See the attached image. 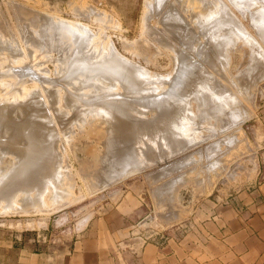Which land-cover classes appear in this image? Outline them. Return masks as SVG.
Listing matches in <instances>:
<instances>
[{
	"label": "rangeland",
	"instance_id": "374dc122",
	"mask_svg": "<svg viewBox=\"0 0 264 264\" xmlns=\"http://www.w3.org/2000/svg\"><path fill=\"white\" fill-rule=\"evenodd\" d=\"M149 1L151 3V1H153V0H147V1L146 0H0V45H2V46H0V47H2V48H0V50L5 51V52L2 51L3 54L1 53L0 57L4 56V55L8 56V57H6V59L8 61L4 60L2 58L0 59L1 61L4 60L5 62H7V63H5L3 68L0 69V84L3 85L4 80H5L4 84L9 81L7 84H5V86L10 84V82L12 83L7 87L3 86L4 89L0 87L2 89V90L0 89V93H2V97H0V103H1V101H3V102L5 101L4 103H15V101L17 100V97H15V99L12 97V95L15 93V91H17L19 93L18 95H20V93L23 94V92L26 90L31 91L30 93H33L32 91H34V92L39 93L40 102L43 104V107L47 112L50 109L52 112H55L56 111L55 109H58V111L60 113L59 116L61 118H68V120L70 119L69 121H71L70 127H68L67 133L65 134L66 136H64L66 139V140H63L64 144L62 142L63 138H61L63 136V134L62 135L60 134L61 131L60 132L58 131V133H57L58 137L61 136V137H59L60 138V141H59L60 144L59 145L61 147L58 149V152H60V156H61L60 158L62 160L61 161V167L63 164V166L65 168L64 167H62V168L67 171L65 174V178L61 182L62 184L61 183L59 184V185H61V187H60L61 189L58 188V192L59 193L61 192L60 194H62V195L64 194V196H63L64 199L62 198L61 200L54 202L50 197L51 195H48L49 192H46L45 193L46 195L45 194L43 195V200L45 201L44 204L46 203L45 205H47L46 208H45V205L41 206V207H43V209L39 208V207L36 208V206L35 207L33 206V208L30 210L29 208H31V207L29 206L27 208L25 203H23V201H25V200L22 201V199L26 198L23 195L26 196V194H25V191L21 190V188L22 187L25 188V185L27 184V182L32 181V179H34V178H31L29 175L30 174L29 168H31L30 164H27L28 167H27V165L24 167L23 166L18 167V165H16V164L14 165V163L11 160L9 161V158L6 156V154H3L4 156L2 154H0V167H1L0 168V176H2L4 173L6 174L8 172V170L14 172V170L16 169L15 170L16 172H14V173L8 172V174H6L7 176L10 175V178L7 180V181H9L8 182L9 185H7V181L3 185V186H5V188L3 189V192L5 191L4 192L5 194L2 192V190L0 188V190H1L0 194L2 195V193H3L2 197L1 196L0 197L3 198L4 195L8 197L12 194L10 192H12L13 189L17 190L20 188V192L18 191V193H16L17 195H15V198H14L15 203L12 205L13 209H12V207H10L8 209L6 208L7 209L6 210L5 208L0 206V210H2L1 208L4 209V210L0 211V264H22V260L24 257L32 256L34 254L41 255L44 252L49 253L50 248H53V249L57 248L58 246H54V245H57L58 243H60L59 241H62L65 239H81V238H89V237H103V230H105L107 227L106 216L108 215V213L110 211H113L115 207H118V206L124 205V204L125 205L130 204V206H132V207L137 206V209L138 208H139L138 210L143 209L144 213H146V212L150 213L151 212L155 217L154 221L157 223L156 227H153V226H151V224L148 223L150 225V227H152L153 229H164L165 227H170L171 225H173L175 223L185 221L187 218V213H188L189 209H191L193 206H197L198 202L200 200H202L203 197H207V195H209V194L213 195V193H217V194L221 193V195H224V193L230 192L234 189H238L243 184H245V182L249 183L256 176V174L258 172V167H259V158L264 157V156L260 157L259 152H258V151H261V152L263 151L262 145L264 144V139L262 138V133H263L262 130L264 129V77L260 75L259 80H256L255 85L251 86L252 92H250L249 96L242 92V86L247 87L248 83H249L248 81H250L249 78L250 77L257 78L256 75L258 76V74L260 72H261L260 74L264 73L263 72L264 68L259 69V68H255L253 66H250L249 65V58H250L249 48L246 45H244L243 43H241V41H237L235 43V46L232 47L228 51V56L230 54L228 64L225 67L219 68L218 70H216L215 74H214L215 77L217 76L216 81L221 82L222 85L226 89L228 88L226 91L237 90L238 93H240L239 94V98H240L239 102H236V105L234 104V107H236V109L239 111V113H238L235 110V113L237 115L236 119H233L232 117L230 118V116H229L230 110H232L231 107H227L226 111L224 110L223 114H225V112L227 114V112L229 111L228 116L226 114L225 115H219V116H216V115L212 116L213 113L211 111H208V110L202 111L201 108L197 105V103L193 102L194 107L192 105V113L195 116H197L196 114L199 113L198 116L200 115L202 120L204 119L203 120V121H205L204 123L209 124V122H210L209 125H211L212 127L214 126V128L217 126L213 131H210L207 133L205 132L194 143H192V145L189 144L185 147L184 146L179 147V149L175 150L176 153L172 152L170 150H165L167 154H164L165 151L162 153L161 150L163 149V147L160 146L159 143H157L154 150H152L154 155H153V153H151L152 152L151 150L149 151L151 154L148 152V150H146L147 154H149L151 156L152 160H151L150 156L147 157V154H146V157H145L146 162H144L143 165L141 164L140 168L136 172L134 171L133 173H130V175H128L124 178L123 177L118 178L116 181L108 184L107 186L102 185L101 180L103 179V177H101V176L103 175V171H104L103 169L105 166V164H103V163H105L106 160L108 161L109 158H111L112 155H114V153L118 149L117 148L118 146H116L117 144L115 142H112L115 138L114 133L112 131H109L110 129L107 128L108 126L106 127L103 124V119L98 114L95 115V111H92V112H90V114H88V115L85 114V116H83L82 119H85L86 120L85 122L77 120V124H76L75 122H73L74 118L72 117V114H73L72 110H69V108H63V111H62L61 106H63L64 103L69 102L70 99L75 100L78 96L79 97L76 99V101L78 102V106H83V105L88 106L89 103H93V101L95 100V97L97 98V96L94 94L98 93V91L96 90V92H94V89L91 86L89 87V85H88V84H90V85L92 84L91 79L88 78L89 80L82 82V83H87V86H86V84H83L81 86V83H78L77 82L78 80L76 81V80H74V78L76 79L75 76L79 75V74H77L78 72H81V74H83V72H84V74L87 77L91 76L92 73L90 71H92L94 68L93 67L94 64H92V63H94L93 60L96 57H97V59L99 57V60L103 57L101 59V62L98 61L97 59H96L97 61L94 60L95 63H98V64L100 63L99 66H103V67H105L106 64L108 65L110 63V62H108V60L111 62L113 61L112 58L114 59V56L110 55L111 58L109 57L110 58L109 59V58H106L109 56V54H106L105 56H104V54H102V52L106 49V47L104 48V46H105V43H107V42H108L107 44H109V45H111V42L113 43V46L116 48L118 54H120L121 57L123 56V58H126L132 65L134 63L133 67L139 68L142 72H143L144 68H146L144 70L146 72H143L145 75L140 76L141 78H139L141 80L146 79L145 81H143V85L148 86V87L151 84L152 85L150 87L160 86V83H158V82H161V79L167 73H169L172 70V68L170 67L171 64H169L170 62H169L167 55L165 53L161 52L162 50L160 48L157 49V47H158L157 43L158 42H157V40L155 41V39H157L156 37L160 34V32H163V30H160L159 28H161L160 25H163V23H164V21H163L164 17H167V16L174 17V20L177 21L175 18L178 17L177 13L179 11L177 9L178 7H175V6H179V5L174 4V7L169 6V8H171V7H173V8L167 9V11H163L164 12V16H163V14H162L163 12H158V13L154 12L153 13V6H154V4L158 5V3L159 4L164 3V6H166V5H168V3L166 1L164 2L163 0L162 1L157 0V3H155L154 2L155 0H154L150 4L151 5V7H150L148 5L149 3H147ZM191 1H192V5H190ZM207 1L208 0H189V1L184 0V2L182 1L183 5H181L179 7V9L181 10L183 7H187L189 5V6H191V8L188 6L187 7L188 9L186 8V11L184 10L185 8H183L182 12L185 11V13H187V12L190 13L194 10L196 11V9H194V6H195V8H197V11H198V8L199 7L202 8L205 5V3H207ZM211 1H214V0H210L209 2H211ZM223 1L227 3L229 10L232 11V13L235 16L240 18L243 25L246 26L248 31L251 32L252 34H254L255 33L254 30L252 29L251 26H249L250 21L248 18V14H245L244 17H242L240 14V11H238L233 5H230L231 3L228 0H223ZM188 2H190V3H188ZM197 2H198V4H197ZM187 3H188V5H187ZM193 3H195L196 5H194ZM147 5H148V7H150V9L151 8L152 9L150 10L147 7ZM184 5H186V6H184ZM229 5H230V7H229ZM189 8L192 10H190ZM168 11L170 12V14L169 13L166 14V12H168ZM182 12L178 13L179 16L183 14ZM143 13H145V14H143ZM150 13H151V15H153V18H151L152 16L150 15ZM172 13L174 16L172 15ZM174 13H176L177 16ZM146 14L149 15L148 17H150L151 19L150 18L147 19V17L145 18L144 15L147 16ZM156 14H157V16L159 14L162 15L163 19L160 16L157 17ZM184 14L182 16H184ZM188 15L189 14H187L185 16L187 17ZM56 18L57 19L59 18V20L61 21V22H59L60 27L57 26L58 23H56V22H58V20ZM157 18L158 19L161 18V19L158 20ZM43 19H44V21H43ZM48 19H49V21H48ZM55 19L57 21H55ZM155 19H157V20H155ZM50 20H52V21H50ZM63 20L65 22H68V23H65L66 25L63 24L64 23ZM143 20H144L145 26L143 25ZM46 21H47V23H46ZM145 21L147 23H145ZM148 21L149 22L152 21V22L149 23ZM42 22L44 24H42ZM72 22H75V23L77 22L76 24H74V26L76 25V28L73 27ZM80 23H81L82 27L80 26ZM52 24H53V26H52ZM151 24H152V26H151ZM156 24H158V25L156 26ZM62 25L65 27L63 28ZM42 26L43 27L45 26V27L43 28ZM77 26H78V28H77ZM39 27H41L42 29L41 28L39 29ZM52 27L54 30H52ZM150 27L152 28V30L154 29V31L158 30L157 33H156V31L155 32L152 31L153 34H151V33L149 34V32H151V31H149V30H151ZM23 29H24V31H23ZM55 29H56V31H55ZM70 29H72V30H70ZM40 30H41V32H40ZM87 30H89V31L85 32ZM37 32H39V33H37ZM79 32H80V34H79ZM27 33L29 36H26ZM50 33L51 34L54 33V34L51 35ZM87 33H92V36H90L91 34L88 35ZM41 34H43V35H41ZM85 34H87V35H85ZM156 34H158V35H156ZM56 35H57V39H55V40L56 41L58 40V42H55V40H53L54 38H56ZM97 35H99V36L97 37ZM24 36H25V38H24ZM81 36H83V37H81ZM41 37H43V38H41ZM84 37L86 38V40ZM87 37L89 40L87 39ZM150 37H151V39H150ZM34 38H36V39H34ZM64 38H66L67 41ZM72 38H73V42H72ZM109 38H110V40H109ZM152 39H154V40L152 41ZM63 40H65V41H63ZM33 41H34V43H33ZM37 41H39L41 43H39ZM49 41L51 44L48 43ZM68 41H70V42H68ZM77 41H78V43H80L78 46L76 45ZM94 41L96 44L94 43ZM99 41H101L100 46H99V43H100ZM54 42H55V44H54ZM15 43H17V45ZM65 43L71 44V45H67ZM4 44H6L7 46ZM28 44H30V45H28ZM46 44L48 47L46 46ZM81 44H82V46H81ZM19 45H20V47H19ZM83 45L87 46V47H84ZM4 46H5V48H4ZM16 46H17V48H16ZM67 46L68 47L70 46V47L68 48ZM95 46L97 48L100 47V49H97ZM62 47L64 49L67 48V49H65V51L67 50V52H65L62 49ZM27 48H28V50H27ZM77 48H79V50H77ZM93 48L95 49L94 52H93ZM29 49H30L31 53H30ZM49 49H50V52H49ZM159 49H160V51H157ZM71 50H73L72 54L75 50V52L73 54V56L75 55L74 57L72 56V54L69 53V52H71ZM8 51L10 53H8ZM14 51H17L18 54H17V52L15 53ZM21 51H23V52H21ZM27 51H29V52H27ZM37 51H38V53H37ZM58 51H60L61 55L64 56L63 58H60L62 56L57 58V56H59V54H60ZM76 51H80L81 53H83V51L84 52L87 51V54L85 53L84 56L79 55L80 56L79 57L77 55L79 52L76 53ZM13 52H14L15 56L12 55ZM42 52H44V53H42ZM47 52H49V53H47ZM89 52L93 53L92 54L93 57L91 56V53H89ZM28 53L30 54L29 55L30 58L27 57ZM88 53L90 55H88ZM96 54H98V56ZM9 55L10 56L12 55V56L10 57ZM16 56H18V58ZM71 56L73 57V59ZM76 56H77V58L75 59ZM67 57L68 58L70 57L68 60L71 59L69 61V63L67 62L68 61ZM84 57H86V58H84ZM9 58H10V62H9ZM45 58H47L48 60L47 59L45 60ZM80 58H82L84 60H82ZM16 59L17 60L20 59L21 61L18 60V62H17ZM26 59H28V60H26ZM42 59H44V60H42ZM77 59H79L80 62ZM88 59L90 60L89 64L86 63V62H88ZM24 60H26L25 63L29 64V66L28 65L25 66L26 64H24V62H23ZM61 60L65 64L63 62H62L63 63L62 64ZM75 60H77L78 62L76 63ZM106 60H107V62H105ZM27 61H29L30 63L29 62L27 63ZM34 61L38 62L39 64H37ZM91 61H92V63H90ZM15 62L17 63V66H15L16 65ZM83 62L85 64H88L90 67L89 66L85 67V64ZM8 63H9V65H8ZM13 63L15 65H13ZM34 63L36 64V66L38 65L36 67L38 70L40 69V66L42 69V65L44 64L43 69L42 70L40 69L38 71L35 68ZM56 63L59 64L58 67H57ZM74 63H75V65H74ZM11 64H12V66H14L13 67L14 69L12 68ZM18 64H21V66ZM60 64H62V67ZM22 65H24V66H22ZM68 65H69V67H68ZM71 65H72L74 71L77 69L75 72L72 71L73 69H72ZM140 66L142 67V69ZM45 67L47 68V72L45 71L46 70ZM91 67H93V68H91ZM112 67H113V64H112ZM250 67H251V69H250ZM63 68H64V70H63L64 75H63V72L61 70ZM68 68L69 69L71 68L72 70H69ZM79 68H82V70H80ZM127 68L124 69L125 75L124 74L122 75L117 70L114 71V70L109 69L111 74H108V76L114 82L113 84L116 85V88L110 89V93L112 94V92H113L114 95L113 94L112 95L109 94V95H110V97H113L114 99L117 97L118 101L119 100L121 101V99L124 101L130 97H131V99H134V97L136 95L139 96L141 94L139 92L138 93L137 92H133V93L130 92L129 93V92L124 91L123 88H120L123 86V84H126V83L128 84L127 79H129V81H130L133 77H136L134 75V72H136V70L131 69V71H130V69L128 68V70H127ZM42 71H43V73H42ZM70 71H72L73 74H69V73H72ZM88 72H90V73H88ZM147 72H149V73L147 74ZM39 73L40 74L42 73V74L40 75ZM252 73H254V74H252ZM84 74L82 76L85 77ZM126 74H128V75L130 74V76H128ZM67 75H69V78H67L68 77ZM46 76H47V78H46ZM70 76L74 77V78L72 77L74 80L73 82L74 83L77 82L76 84H74L73 82L72 83L70 82V81H72L71 80L72 78H70ZM117 76H120V77H117ZM142 77H145V78H142ZM151 77H153V79ZM244 77H245V79H244ZM260 78H263V79L260 80ZM6 79H7V81H6ZM69 79H70V81H66V82L71 83V87H73V89L70 87V84L64 83V80H69ZM122 79H123L124 83L122 82ZM118 81L120 82V84ZM244 81H245V83H244ZM42 82H43V84H42ZM54 82H56V83H54ZM144 82H145V84H144ZM20 83H22V84H20ZM234 83H235V85H234ZM49 84H51V86ZM65 84L66 85L68 84V87ZM75 85H77L76 88H75ZM47 86L48 87L50 86V88H48ZM78 86H79V88H78ZM162 86H163L162 89H164V87H166L167 84L163 83ZM23 87H24V89H23ZM46 87L48 89L45 91ZM150 87H149V89H151ZM51 88H53V89H51ZM63 88H65V90ZM69 88H71V89L69 90ZM230 88L233 90H231ZM121 89H123V91H124L123 94H122ZM162 89H154V87H153L152 90L144 91V92H149L152 95H155L156 93H159ZM22 90H24V91H22ZM40 90H42V91L44 90V91L40 92ZM74 90H77V91H74ZM117 91H119V92H117ZM12 92H14V93H12ZM47 92H49V93H47ZM78 92H79V94L80 93H82L83 95L85 94L84 97L82 94L77 95ZM3 93H5V94H3ZM9 93L12 94V95H10V98H9ZM50 93H52L53 95L56 94L55 96L58 99V101H57V99H55L56 100L55 105H52L51 102H49L50 96H48V95H52ZM75 94H76V96L74 97ZM115 94H117V95H115ZM134 94H135V96H134ZM86 95L89 97H87ZM71 96H73L74 98ZM41 97H43V99ZM44 97L46 100H48V102L44 99ZM66 97H68L69 99ZM98 97L99 98H97V99H102V97H105V96L101 95ZM4 98H6V99H4ZM60 98L62 99L61 101H60ZM10 99H11V101H10ZM12 99L14 101H12ZM20 99L21 98H18V100L16 102H20ZM66 99H68V101ZM135 99H137V97ZM26 100L27 99H24L23 102ZM242 103H244L246 105V107H244L245 105L243 106ZM1 104H3V103H1ZM47 104H49V105L47 106ZM135 106H137L138 108H141L142 110H145V107H143V106H139V105H135ZM54 107H58V108H54ZM246 108H248V109L246 110ZM61 112H63V113H61ZM137 112L138 111L132 112V114L134 115ZM201 112L202 113L204 112V114L202 115ZM209 112H211V115ZM149 113L146 114L144 112H139L134 116V119L142 122L144 119H146L148 117L149 118L152 117L151 116L152 114L151 113L149 114ZM207 113H208V115H207ZM244 114H245V116H244ZM61 115H63V116H61ZM238 115L240 116V118L238 117ZM126 116L128 118L130 117V115H126ZM246 116H247V118H246ZM88 117H90V118H88ZM137 118H139V119H137ZM214 118H216V119H214ZM229 120H230V122L232 120L233 124H232V122L230 123ZM55 122L56 121H53L54 126L56 127L57 122H56V124H55ZM219 123H220V126H219ZM221 124H223V126ZM224 124H225V126H224ZM74 125H77V126H74ZM238 125L240 126L239 128H238ZM105 127H106V130H105ZM221 127H223V128H221ZM220 129H222V130H220ZM69 131H71V132H69ZM216 131H217V133H216ZM208 133L210 135H207ZM212 133H214V134H212ZM231 134H233V135H231ZM225 135H226V137H223ZM106 136H108V137L106 138ZM234 136H235V138H234ZM220 137H221V139H220ZM228 138H229V141L231 140L230 143H228L229 142ZM233 138H234V140H232ZM235 139H238V140H235ZM220 140L222 143L220 142ZM213 144H215V145H213ZM218 144H220V145H218ZM215 146H216V148H215ZM217 146L219 149L217 148ZM141 147H143V145H141ZM213 147L216 150H214ZM60 149H61V151H60ZM155 149L157 152L155 151ZM169 151L172 152L174 155L171 154ZM209 151L211 152V154H213V152L214 153L216 152V153L213 154L214 156L213 155L210 156ZM61 152H62V154H61ZM168 152H169V154H168ZM156 153H157V155H156ZM35 155H36V152H35ZM41 155L42 154L37 153V155L34 156L33 159L36 162H38L39 158H41ZM160 155L162 156V158L160 157ZM163 155L164 156L166 155V156L164 157ZM207 155L210 156V157L208 156L209 159H208ZM220 155H222V156H220ZM152 156L153 157L156 156L155 159ZM157 156H159L160 158ZM35 157H37V158H35ZM63 158H64V161H63ZM156 158L158 159V161ZM219 158L220 159L222 158L221 161L219 160ZM153 159H154V162H153ZM189 160H190V162H189ZM147 161H149V162H147ZM215 161L216 162L218 161V163H215V164L213 163L214 165L212 166L211 163L215 162ZM224 162H226V163L223 164ZM209 163L211 164V165H208L209 170L212 169V167H218L221 165L220 169H222V170L219 171V173L220 172L221 173L220 174L218 173L219 175L216 176L218 178L214 177V178H212V180H209V177H207L209 175L208 174L209 170L205 169V167L207 168L208 167L207 164H209ZM219 163H221V164L219 165ZM2 164H3V166H2ZM124 164L126 165V163H124ZM124 164H123V166H124ZM10 165L13 167H11ZM210 166H212V167H210ZM10 167H11V169H10ZM18 168H20V169H18ZM24 168H26V169H24ZM27 168H28V171H27ZM168 169H170V170H168ZM96 170H98V171H96ZM194 170H195V172H194ZM165 171H167V172H165ZM205 172H206V174H205ZM196 173H198V174L195 176ZM20 174H21V176H20ZM14 175H15V177H14ZM27 176H29V178ZM180 176L183 177V179L185 177L184 182H183L182 178L178 182ZM198 176H200V177H198ZM193 177H195V178H193ZM201 177H203V179ZM15 178H17V179H15ZM27 178L30 180H28ZM172 178H173V181H171V183H170V180H172ZM199 178H200V180H198ZM206 178H208V181ZM26 179H27V181H26ZM11 180L12 181L14 180L13 183ZM205 180L211 184L207 183L208 184L207 185ZM19 181H20V183H19ZM21 182H23V184ZM169 183L173 187V189L171 186H170L171 188L169 187ZM173 184L174 185L178 184V185L174 186ZM10 185L12 186L11 188H10ZM13 185H14V187L15 186L16 187L14 188ZM3 186H2V188H3ZM17 187H19V188H17ZM62 187H64V188H62ZM165 187H167V188H165ZM6 188H9V189H6ZM64 189H66L67 191L66 190L64 191ZM163 191H165V192H163ZM19 193H21V194L19 195ZM19 198H20V200H18ZM49 199H50V202L52 201L53 203L52 202L49 203ZM2 201L3 200H1L0 203H2ZM20 201L23 203L24 206L22 205V203L21 204L19 203ZM60 201H62V202H60ZM49 204H51L49 206L50 208L48 207ZM18 205L20 207H25V208L24 209L20 208L21 210H19ZM15 207L18 210H16ZM39 209H41V210H39ZM140 220L141 219H139V221Z\"/></svg>",
	"mask_w": 264,
	"mask_h": 264
},
{
	"label": "bare ground",
	"instance_id": "6f19581e",
	"mask_svg": "<svg viewBox=\"0 0 264 264\" xmlns=\"http://www.w3.org/2000/svg\"><path fill=\"white\" fill-rule=\"evenodd\" d=\"M153 1H151V3ZM163 1L164 2L166 1L168 3V5L164 6V3H162V4H159L158 3V5H155L154 4V6H153V13L154 12L155 13L163 12V11H167V9H172L174 7V4L175 5H179V6H175V7H178L177 9H178L179 12L178 11L177 12L180 13V12H182L183 8H185L184 10L186 11V8L189 6L188 3H190V2L187 3V5H188L187 7H183L182 6L183 8L180 10L179 7L181 5H183L182 1L184 2V0H163ZM209 1L210 0H208L207 3ZM228 1L231 3L230 5H233L238 11H240V14H241L242 17H244L245 14H248V18H249V21H250L249 26H251L252 29L254 30V32H255L254 34H252L251 32L248 31V29L246 28V26L243 25V23L240 20V18L237 17V16H235L232 13V11L229 10L227 3L224 2L223 0H214V1L209 2L208 4L205 3V5L202 8H200V7H199L200 9L198 8V11H197V8H195V6H194L196 4L193 3L194 4L193 5L194 6V9H196V11L195 10L192 11V12L189 11L190 13H188V12L185 13V11L182 12L183 14L185 13L184 16L187 15V14H189L190 15V16L188 15L189 17L188 16L187 17L186 16L185 17L182 16L183 15L182 13H181L182 15L179 16V14L177 13L178 17L175 18L177 21L174 20V17L167 16V17H164V19H163L162 18V15H160V14L158 15V16H160L163 19L164 23H163V25H160L161 28H159L160 30H163V32H160V34H159L160 36L158 34H156V35L159 36V37L157 36L156 37L157 39H155V41L157 40V42H158L157 43V45H158L157 49L160 48L162 50L161 52H163V53H165L167 55V57L169 59V62H170L169 64H171L170 67L172 68V70L169 73H167L165 76L163 75L164 77L161 79V82H158V83H160V86H157V87L153 86L154 89H162L163 88L162 84L163 83L167 84V86L164 87V89H162L159 93H156L155 95H152L149 92H144V91L152 90L153 87H150L152 84L149 86L151 89H149L148 86L143 85V81H145L146 79L145 80L139 79V78H141L140 76L145 75L143 72H146V71H144L146 68L143 67L144 70L142 72L139 68L133 67L134 63L132 65L126 58H123V56L121 57L120 54H118L116 48L113 46V43L111 41H110L111 42V45L107 44L108 42L105 43L104 48L106 47V49L104 51L102 50L104 52V53L102 52V54H104V56L106 54H109V56L106 57V58H109V57L111 58V56H114V59L112 58V60H113L112 62L107 59L108 62L111 63V64L109 63L110 65L109 64L108 65L106 64L105 67L99 66L100 63L99 64L98 63H95V61L98 60V61L101 62V59L103 57L101 56L102 58L100 60H99V57H98V59L96 57L94 59L95 61L93 60L94 63H92V61L90 62V63L94 64L93 65L94 68L91 67V68H93V70L90 71L92 73L91 76L87 77L84 74L83 71L82 72L85 75V77L82 76L83 74H81V72H78L77 73L79 75H76L75 76L76 79L73 77L75 74L72 76L74 78V80H76V81L78 80L77 82L78 83H81V86L83 84H86V86H87V83H82V82H85V81L91 79L92 80V82H91L92 84L91 85L88 84L89 87L91 86L94 89V92H96V90L98 91V93H96L94 95H96L97 98H99L98 96H101V95L102 96H105V97H102V99H97L95 97V100L93 101V103H89L88 102L89 103L88 106H84V105L83 106H78V102L76 101V99L79 96L75 100L74 99H72V100L70 99L69 102H66V103L63 104V106H61L62 107V111H63V108H69V110H72V112H73L72 117L74 118V121L73 122H75L76 124H77V120L78 121L85 122L86 120L85 119H82L83 116H85V114L86 115L90 114V112H92V111H95V115L98 114L103 119V124L106 127L108 126L107 128L110 129L109 131H112L114 133V135H115L114 137L115 138H114V140L112 142H115L117 144L116 146H118L117 147L118 149L116 150V152L114 153V155H112V157L109 158L108 161L106 160V162L104 161L105 163H103V164H105L104 169H103L104 170L103 171V175L101 176V177H103V179L101 178L102 179L101 180V183H102L103 186H105V185L107 186L108 184L116 181L118 178H121V177L124 178V177L130 175V173H133L134 171L136 172L140 168L141 164L143 165V163L146 162L145 161L146 160L145 157H146V154H147V151L146 150H148V152L150 150L151 151L154 150V148L157 145V143H159V145L163 147V149L161 150L162 153L165 150H170L172 152H175V150L176 149H179V147H182V146L185 147V146H187L189 144L192 145V143H194L205 132L207 133V132L213 131L217 126L214 128V126L212 127L211 125H209L210 122H209V124L204 123L205 122V121H203L204 119L202 120V118L200 117V115L198 116L199 113L196 114L197 116H195L192 113V105L194 107L193 102L197 103V105L201 108L202 111H206V110L211 111L213 113L212 116L213 115H216V116L225 115L226 112H225V114H223L224 113V110L226 111V108L227 107H231L232 110H230V115L228 114L229 111L227 112L226 115L227 116L229 115L230 118L232 117L233 119H236V116L237 115L235 113V110L238 113H239V111L236 109V107H234V104L236 105V102H239V99H240L239 98V94L240 93H238L237 90H233L231 88L230 89L233 90V91H230V90L229 91H226L228 88L226 89L222 85L221 82L216 81L217 76L215 77L214 74H215V71L216 70H218L219 68H223V67H225L228 64V62H229V56H230V54L228 56V51L232 47L235 46V43L237 41H241V43H243L244 45H246L249 48V50H250V54H249V56H250V58H249V65L250 66H253L255 68H259V69L260 68H264V0H228ZM154 2L157 3V0H155ZM147 3H149L148 5L151 7L150 1L147 2ZM197 4H198V2H197ZM148 5H147V7H148ZM190 5H192V1H191V4ZM230 5H229V7H230ZM169 6H173V7L169 8ZM184 6H186V5H184ZM150 7H148V8L150 9ZM189 7L191 8V6H189ZM190 10H192V9H190ZM169 11L166 12V14L167 13L170 14ZM145 13H143V14H145ZM162 14L164 16V12ZM174 14L176 15V13H174ZM150 15H151V13H150ZM172 15H173V13H172ZM148 16L149 15H147V16L144 15V17L145 18L147 17V19L150 18ZM151 16H152L151 18H153V15H151ZM156 16H157V14H156ZM161 18H159V19H161ZM56 19H55V21L58 20V22H56V23H58L57 26L60 27L59 22H61V21L59 20V18L57 20ZM157 19H155V20H157ZM43 21H44V19H43ZM48 21H49V19H48ZM50 21H52V20H50ZM150 22H152V21H150ZM46 23H47V21H46ZM65 23H68V22H65L64 21L63 24H65ZM76 23L75 22H72L73 27H75V28H76V25L74 26V24H76ZM145 23H147V22L145 21ZM42 24H44V23L42 22ZM143 25L145 26L144 20H143ZM157 25L158 24H156V26ZM52 26H53V24H52ZM80 26H81V23H80ZM151 26H152V24H151ZM62 27L64 28L65 26L62 25ZM40 28L41 27H39V29ZM77 28H78V26H77ZM52 30H54L53 27H52ZM70 30H72V29H70ZM89 30H87L85 32H88ZM23 31H24V29H23ZM55 31H56V29H55ZM149 31H151V32H149V34L150 33L153 34L152 31H154V29L152 30V28H151V30H149ZM157 31H156V33H157ZM40 32H41V30H40ZM28 33H27L26 36H29ZM37 33H39V32H37ZM43 34H41V35H43ZM52 34H54V33H52ZM79 34H80V32H79ZM87 34L88 35L91 34L90 36H92V33H87ZM87 34H85V35H87ZM98 36L99 35H97V37ZM81 37H83V36H81ZM24 38H25V36H24ZM41 38H43V37H41ZM34 39H36V38H34ZM55 39H57V35H56V38H54L53 40H55ZM64 39H66V38H64ZM87 39H88V37H87ZM150 39H151V37H150ZM85 40H86V38H85ZM109 40H110V38H109ZM153 40L154 39H152V41ZM63 41H65V40H63ZM66 41H67V39H66ZM70 41H68V42H70ZM37 42H39V41H37ZM55 42H58V40L57 41L55 40ZM55 42H54V44H55ZM72 42H73V38H72ZM99 42H100L99 43V46H100L101 45V41H99ZM33 43H34V41H33ZM39 43H41V42H39ZM48 43H50V41ZM94 43H95V41H94ZM15 44L17 45V43H15ZM30 44H28V45H30ZM65 44H67V43H65ZM79 44L80 43H78V41H77L76 45L78 46ZM82 44H81V46H82ZM4 45H6V44H4ZM67 45H71V44H67ZM0 46H2V45H0ZM46 46H47V44H46ZM19 47H20V45H19ZM84 47H87V46H84ZM0 48H2V47H0ZM4 48H5V46H4ZM16 48H17V46H16ZM62 49L65 51V49H67V48L64 49L62 47ZM97 49H100V47L97 48ZM160 49L157 50V51H160ZM27 50H28V48H27ZM77 50H79V48H77ZM94 50L95 49L93 48V52H94ZM2 51L3 50H0V54L2 53ZM29 51H30V49H29ZM29 51H27V52H29ZM72 51L73 50H71V52H69V53L72 54ZM3 52H5V51H3ZM14 52L16 53L17 51H14ZM14 52H13L12 55H14ZM21 52H23V51H21ZM44 52H42V53H44ZM49 52H50V49H49ZM49 52H47V53H49ZM58 52L60 53V51H58ZM65 52H67V50ZM74 52H75V50H74ZM74 52H73V54H74ZM77 52H79L77 54L78 56L79 55L84 56L85 53L87 54V51L86 52L83 51L84 54L81 53L80 51H76V53ZM8 53H10V52L8 51ZM30 53H31V51H30ZM37 53H38V51H37ZM89 53H91V52H89ZM89 53H88V55H90ZM17 54H18V52H17ZM73 54H72V56H73ZM92 54L93 53H91V56L93 57ZM98 54H96V55L98 56ZM29 55L30 54L28 53V56L27 57H29ZM60 56H62L61 53L59 54V56H57V58L60 57ZM6 57H8V56H5V55L4 56H1L0 59L2 58L4 60H7ZM16 57L18 58V56H16ZM63 57L64 56H62L60 58H63ZM73 57H72V59H73ZM86 57H84V58H86ZM47 58H45V60ZM69 58L67 57V60ZM76 58H77V56L75 57V59ZM28 59H26V60H28ZM80 59H82V58H80ZM4 60L3 61L0 60L1 61L0 62V69L3 68V66L5 65V63H7ZM18 60L21 61L20 59H18ZM18 60L16 59L17 62H18ZM26 60L23 61L24 64H26L25 63ZM42 60H44V59H42ZM70 60H68L67 62L69 63ZM77 60H79V59H77ZM77 60H75L76 63L78 62ZM82 60H84V59H82ZM107 60L105 62H107ZM89 61L90 60L88 59V62H86V61L85 62L89 64ZM9 62H10V58H9ZM28 62L29 61H27V63ZM34 62H36V61H34ZM62 62L63 61L61 60V63ZM79 62H80V60H79ZM36 63L39 64L38 62H36ZM62 64H60L61 67H62ZM88 64H85V67L89 66ZM112 64H113V67H112ZM8 65H9V63H8ZM13 65H15V64L13 63ZM18 65L21 66V64H18ZM27 65L29 66V64H26L25 66H27ZM43 65H42V69L44 67ZM56 65L58 67L59 64L56 63ZM74 65H75V63H74ZM11 66H12V64H11ZM15 66H17V63H16ZM22 66H24V65H22ZM37 66L35 64V68ZM13 67L14 66H12V68ZM68 67H69V65H68ZM71 67H72V65H71ZM127 67L130 69V71H131V69L136 70V72H134V75L136 77H133L132 79L130 78L131 79L130 81H129V79H127L128 80V84L127 83L126 84H123L124 87L122 86L120 88H123L124 91L129 92V93L130 92H132V93L133 92H137V93L139 92L141 94L140 95L138 94L139 96H137V95L135 96V94H134V96H135L134 99H131V97L129 96L130 98H128V99H126L124 101L121 98H120L121 101L120 100L118 101L117 100V97L114 99L113 97H110V95H109V94H111L110 93V89L116 88V85L113 84L114 82L108 76V74H111L110 71H109V69L110 70H114V71L117 70L118 72H120L123 75L124 74V69H126ZM128 68H127V70H128ZM40 69H41V66H40ZM72 69H73V67H72ZM72 69L70 68L69 70H72ZM79 69L82 70V68H79ZM141 69H142V67H141ZM250 69H251V67H250ZM61 70L63 72L64 68L61 69ZM45 71L47 72V68H46ZM72 71L75 72L74 69ZM72 71H70V72H72ZM73 72L72 73H69V74H73ZM90 72H88V73H90ZM42 73H43V71H42ZM148 73L149 72H147V74ZM260 73L258 74V76L256 75L257 78H252V77L249 78L250 81H248V82L250 84L248 83V86L247 87L242 86V92L244 94H247L249 96L250 95V92H252L251 91L252 90V87L251 86L252 85H255L256 80H259L260 75L264 77V73H262L263 75L260 74ZM252 74H254V73H252ZM63 75H64V72H63ZM126 75H128V74H126ZM67 76L66 77L69 78V75H67ZM128 76H130V74ZM72 77L70 76V78H72ZM117 77H120V76H117ZM46 78H47V76H46ZM73 78L71 79L72 81H70V79L69 80H64V83H68L66 81H70L72 83L74 81ZM142 78H145V77H142ZM151 78L153 79V77H151ZM123 79H122V82H123ZM244 79H245V77H244ZM261 79H263V78H260V80ZM4 81H3V85L0 84V87L1 88H3V86L4 87H7L10 84H12L10 82V84H8V85L5 86V84H7L9 81L6 82L5 84H4ZM6 81H7V79H6ZM54 83H56V82H54ZM71 83H68V84H70V87H71ZM76 83H74V84H76ZM244 83H245V81H244ZM20 84H22V83H20ZM42 84H43V82H42ZM68 84L67 85L65 84V85L68 87ZM119 84H120V82H119ZM144 84H145V82H144ZM49 85L51 86V84H49ZM234 85H235V83H234ZM50 86L49 87L47 86V87L50 88ZM76 86L77 85H75V88H76ZM47 87L45 88V91L48 89ZM71 88L73 89V87H71ZM71 88H69V90ZM78 88H79V86H78ZM23 89H24V87H23ZM51 89H53V88H51ZM63 89L65 90V88H63ZM123 89H121L122 94L124 92ZM22 91H24V90H22ZM41 91L42 90H40V92ZM74 91H77V90H74ZM119 91H117V92H119ZM16 92L17 91H15V93L12 92V93H14L13 95L9 93V98H10V95H12V97L14 99H15V97H17V100H18V98H21L20 99V102H16L17 101L16 100L15 103H4L5 101L4 102L1 101V103H3V104L0 103V154H2V155L3 154H6V156L9 158V161L11 160L14 163V165L16 164V165H18V167H20V166H23L24 167L27 164H30V167L31 168H29L30 169V171H29L30 174L29 175H30L31 178H34V179H32V181H28L27 184L25 185V188H23V187L21 188V190L22 191H25V194H26V196L23 195L26 198L25 199H22V201L25 200V201H23V203H25V205H26L27 208L30 206L31 207V208H29L30 210L33 208V206L34 207L36 206V208L39 207V208H42L43 209V207H41V206H44L46 204V203L44 204L45 201L43 200V195L46 192H49L48 195H51L50 197H51V199L54 202H57V201L61 200L63 198V196H64V194L62 195V194H60L61 192L60 193L58 192V188L61 189L60 188L61 185H59V184L65 178V174H66L67 171L62 168V167H64L63 164H62V167H61V161L62 160L60 158L61 157L60 156V152H58V149L61 147L59 145L60 144L59 143V141H60V138L59 137H61V136L58 137L57 133H58V131L59 132L61 131L60 134L61 135L63 134V136L61 138H63L62 139V142L64 144V141L63 140H66L64 136H66L65 134L67 133L68 127H70V122L71 121H69L70 119L68 120V118H61L59 116L60 113H59L58 109H55L56 110V111L54 110L55 112H52L51 109L47 112L44 109L43 104L40 102L39 93L34 92V91H32L33 93H30L31 91H27L26 90V91L23 92V94L20 93V95H18L19 93L18 92L16 93ZM47 93H49V92H47ZM0 94H1L0 97H2V93H0ZM3 94H5V93H3ZM50 94H52V93H50ZM80 94H82V93H80ZM80 94H79V92L77 93V95H80ZM112 94L114 95L113 92H112ZM55 95L56 94H54V95L53 94L52 95H48V96H50V100H51V101L49 100V102H51L52 105H55L56 104V100L55 99H57V98H56ZM84 95H83V97H84ZM115 95H117V94H115ZM75 96H76V94L74 95V97ZM68 97H66V98H68ZM71 97H73V96H71ZM87 97H89V96H87ZM136 97H137V99H135ZM41 98L43 99V97H41ZM61 98H60V101L62 100ZM4 99H6V98H4ZM24 99H27V100L23 102ZM44 99H45V97H44ZM68 99H66V100L68 101ZM10 101H11V99H10ZM12 101H14V100L12 99ZM46 101L48 102V100H46ZM57 101H58V99H57ZM242 104H243V106L245 105L244 103H242ZM48 105L49 104H47V106ZM135 105L143 106V107H145V110H142L141 108H138ZM58 107H54V108H58ZM244 107H246V105ZM247 109L248 108H246V110ZM135 111H138L137 113L144 112L146 114L150 112L152 114L151 115L152 117L151 116H150L151 118H149V117L146 118L145 117L146 119H144L142 122L139 121V120L137 121V120L134 119V116L137 113L134 114V115L132 114V112H135ZM211 112H209L210 115H211ZM61 113H63V112H61ZM201 114L203 115L204 112L203 113L201 112ZM126 115H130V117L128 118ZM207 115H208V113H207ZM61 116H63V115H61ZM244 116H245V114H244ZM238 117L240 118L239 115H238ZM88 118H90V117H88ZM246 118H247V116H246ZM137 119H139V118H137ZM214 119H216V118H214ZM232 120H231V122H232ZM53 121H56L57 122V124L55 122V124L58 126V127L56 126L57 128L54 126ZM229 122H230V120H229ZM232 124H233V122H232ZM221 125L223 126V124H221ZM74 126H77V125H74ZM219 126H220V123H219ZM224 126H225V124H224ZM106 127H105V130H106ZM239 127L240 126L238 125V128ZM221 128H223V127H221ZM220 130H222V129H220ZM69 132H71V131H69ZM216 133H217V131H216ZM212 134H214V133H212ZM207 135H210V134L208 133ZM226 135L223 136V137H226ZM231 135H233V134H231ZM107 137L108 136H106V138ZM234 138H235V136H234ZM234 138L232 140H234ZM220 139H221V137H220ZM235 140H238V139H235ZM228 141H229V138H228ZM230 141L228 143H230ZM220 142H221V140H220ZM215 144H213V145H215ZM141 145H143V147H141ZM218 145H220V144H218ZM215 148H216V146H215ZM217 148H218V146H217ZM213 149H214V147H213ZM214 150H216V149H214ZM60 151H61V149H60ZM155 151H156V149H155ZM35 152H36V155H37V153L42 154L41 155V158H39V161L37 160L38 162H36L33 159L34 156H36L35 155ZM169 152H168V154H169ZM172 152H170V153L173 154ZM151 153H153V151ZM215 153L213 152V154H215ZM61 154H62V152H61ZM164 154H167L166 151L164 152ZM213 154H211V152H210V156L213 155ZM153 155H154V153H153ZM156 155H157V153H156ZM148 156H150V155L147 154V157ZM208 156L209 155H207V157ZM220 156H222V155H220ZM155 157L156 156H154L153 158L155 159ZM157 157H159V156H157ZM160 157L162 158L161 155H160ZM209 157H208V159H209ZM35 158H37V157H35ZM150 158H151V156H150ZM154 159H153V162H154ZM221 159L219 158L220 161H221ZM151 160H152V158H151ZM63 161H64V158H63ZM157 161H158V159H157ZM147 162H149V161H147ZM189 162H190V160H189ZM124 163H126V165ZM213 163L214 164L215 163H218V161L217 162L216 161L215 162H212L211 163L212 166L214 165ZM225 163L226 162H224L223 164H225ZM123 164H124V166H123ZM211 164L209 163V164H207V166L208 165H211ZM220 164L221 163H219V165ZM2 166H3V164H2ZM212 166H210V167H212ZM11 167H13V166H11ZM11 167H10V169H11ZM27 167H28V165H27ZM208 168H209V166L207 168L205 167V169H208ZM220 168H221V165L218 166V167H212V169H210V170L208 169L209 170V173H208L209 175L208 176L206 175V176L209 177V180H212V178L218 176L221 173V172L219 173V171L222 170ZM18 169H20V168H18ZM24 169H26V168H24ZM15 170H14V172H16ZM168 170H170V169H168ZM27 171H28V168H27ZM96 171H98V170H96ZM167 171H165V172H167ZM8 172L9 173L10 172L14 173L13 171H9V170H8ZM8 172L6 174H8ZM194 172H195V170H194ZM6 174L4 173L2 176H0V188H1L2 192H3V189L5 188V186H3V185L10 178V175L7 176ZM21 174H20V176H21ZM197 174L198 173H196L195 176ZM205 174H206V172H205ZM14 177H15V175H14ZM27 177L29 178V176H27ZM198 177H200V176H198ZM181 178L183 179V177L180 176L178 182L180 181ZM193 178H195V177H193ZM201 178L203 179V177H201ZM216 178H218V177H216ZM15 179H17V178H15ZM27 179H26V181H27ZM184 179H185V177H184ZM184 179H183V182H184ZM206 179L208 181V178H206ZM28 180H30V179H28ZM198 180H200V178ZM13 181H12V183H13ZM171 181H173V178H172V180H170V183H171ZM207 181L205 180L206 184L207 183L208 184H211V183H209ZM8 182L9 181H7V185H9ZM19 183H20V181H19ZM21 183L23 184V182H21ZM170 183H169V187L171 186ZM177 185H174V186H177ZM2 186H3V188H2ZM11 187L12 186L10 185V188ZM13 187H14V185H13ZM17 188H19V187H17ZM62 188H64V187H62ZM165 188H167V187H165ZM6 189H9V188H6ZM172 189H173V187H172ZM65 190L66 189H64V191ZM18 191L20 192V188L17 189V190L16 189H13L12 192L9 191L10 193H12L10 196L7 197V196L4 195L3 198H1V197H2V195H3V193L5 191L2 193V195L0 194V196H1L0 199L3 200L2 203H0V206L3 207V208H5V209L6 208L8 209V208L12 207V205L15 203L14 202L15 201L14 198H15V195H17L16 193H18ZM163 192H165V191H163ZM20 194L21 193H19V195ZM18 200H20V198ZM51 202H50V199H49V203H51ZM60 202H62V201H60ZM19 203L21 204L22 202L20 201ZM23 203H22V205H23ZM19 205H18L19 210H21L22 208L23 209L25 208V207H20ZM50 205L51 204H49L48 207ZM46 206L47 205H45V208H46ZM3 208H1V209L4 210ZM12 209H13V207H12ZM2 210H0V211H2ZM16 210H18V209L16 208ZM39 210H41V209H39Z\"/></svg>",
	"mask_w": 264,
	"mask_h": 264
},
{
	"label": "crops",
	"instance_id": "0c3cea01",
	"mask_svg": "<svg viewBox=\"0 0 264 264\" xmlns=\"http://www.w3.org/2000/svg\"><path fill=\"white\" fill-rule=\"evenodd\" d=\"M138 209L115 207L103 237L62 240L22 264H264V157L252 181L203 197L185 221L164 229L139 226L149 212Z\"/></svg>",
	"mask_w": 264,
	"mask_h": 264
},
{
	"label": "water",
	"instance_id": "95a60500",
	"mask_svg": "<svg viewBox=\"0 0 264 264\" xmlns=\"http://www.w3.org/2000/svg\"><path fill=\"white\" fill-rule=\"evenodd\" d=\"M155 220V217L154 215L150 212L148 213L144 218H142L139 222H138V225L139 226H142L144 224H151V226L153 227H156L157 226V223L154 221Z\"/></svg>",
	"mask_w": 264,
	"mask_h": 264
}]
</instances>
